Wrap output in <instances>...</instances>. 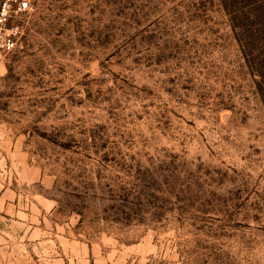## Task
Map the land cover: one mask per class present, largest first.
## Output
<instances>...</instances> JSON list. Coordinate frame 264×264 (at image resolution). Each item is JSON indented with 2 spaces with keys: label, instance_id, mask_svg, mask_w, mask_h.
Segmentation results:
<instances>
[{
  "label": "rangeland",
  "instance_id": "obj_1",
  "mask_svg": "<svg viewBox=\"0 0 264 264\" xmlns=\"http://www.w3.org/2000/svg\"><path fill=\"white\" fill-rule=\"evenodd\" d=\"M29 1L0 264H264V0Z\"/></svg>",
  "mask_w": 264,
  "mask_h": 264
},
{
  "label": "built area",
  "instance_id": "obj_2",
  "mask_svg": "<svg viewBox=\"0 0 264 264\" xmlns=\"http://www.w3.org/2000/svg\"><path fill=\"white\" fill-rule=\"evenodd\" d=\"M31 10L29 0H0V57L16 49L23 33L19 21Z\"/></svg>",
  "mask_w": 264,
  "mask_h": 264
},
{
  "label": "trees",
  "instance_id": "obj_3",
  "mask_svg": "<svg viewBox=\"0 0 264 264\" xmlns=\"http://www.w3.org/2000/svg\"><path fill=\"white\" fill-rule=\"evenodd\" d=\"M262 38H264V36H262ZM261 38V39H262ZM239 41H241V39H239ZM246 42V41H245ZM244 49V48H243ZM244 55H246L245 57H247V59H248V57L250 56V54H251V58L253 59V60H256L253 56H252V53H248V51L246 50V47H245V50H244ZM261 55H263L264 56V49H263V51H262V53H261ZM258 58V57H257ZM260 61V68H261V70L262 71H259V74L263 77L264 76V59L263 60H259ZM262 65V66H261ZM261 91H263L262 89H261ZM262 94V93H261Z\"/></svg>",
  "mask_w": 264,
  "mask_h": 264
}]
</instances>
